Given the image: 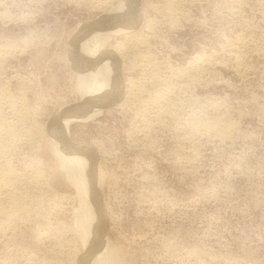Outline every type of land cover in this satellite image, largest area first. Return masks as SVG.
Returning <instances> with one entry per match:
<instances>
[{
    "label": "rangeland",
    "instance_id": "obj_1",
    "mask_svg": "<svg viewBox=\"0 0 264 264\" xmlns=\"http://www.w3.org/2000/svg\"><path fill=\"white\" fill-rule=\"evenodd\" d=\"M182 1L174 4V25L149 0L139 2L136 32L151 36L145 27L153 22L156 34L149 51L140 52L147 57L127 60L133 59L132 68L105 62L122 36L95 56L109 96L93 120L68 126V142L106 172L98 194L102 233L124 264H264V4ZM101 11L84 0H0V87L8 100L26 103L21 113L27 116L9 109V101L1 106L10 125L32 129L37 142L25 147L20 136L23 143L4 156L26 179L17 196L11 193L22 206L0 215L8 231L0 234V264H88L70 232L78 202L65 198L76 191L46 147L60 117L80 107L74 48L80 36L104 28L107 13ZM231 46L239 65L229 56ZM169 68H186V84ZM156 76L160 87L174 89L171 99L175 95L185 109L179 116L163 112L144 122L119 107L133 88L128 79L149 88ZM195 107L209 122L228 115L230 136L196 134L185 123V112Z\"/></svg>",
    "mask_w": 264,
    "mask_h": 264
},
{
    "label": "bare ground",
    "instance_id": "obj_2",
    "mask_svg": "<svg viewBox=\"0 0 264 264\" xmlns=\"http://www.w3.org/2000/svg\"><path fill=\"white\" fill-rule=\"evenodd\" d=\"M84 1H86L87 4L93 7L94 11L95 9H98L100 11L102 10L101 11L102 13L103 12L107 13V19H106L107 21L102 30L99 29L96 32L88 33L85 36L82 35L78 39V43L76 44V47L74 48V57H75L74 60L76 63L75 68H76L78 77L76 81L77 82L76 87L74 88L73 92L77 95L80 101V107L74 113L60 117L57 128L55 127L56 129L52 131V136L50 135L51 138L49 137L50 139L48 140L49 143L47 144L46 149L48 153L55 160L57 170L61 173V175L63 176V179L68 183L69 186H71L76 191L75 192L76 194L74 197L67 196L65 199H67V201H70L69 203H71V201L73 200H76L78 202L77 210L75 213H73L75 217L73 219L70 232L74 234L75 238L77 239L81 247L82 252L80 253L83 256V259L87 260L88 264H124L123 256L113 247L110 241L104 238L103 233H102L105 216L104 214H102V212H100L98 194H99V190L104 180V175H106V172L103 169V167H101L98 163H97L98 165H95L92 162H88V161L85 162L84 159L78 155L80 154L79 151L74 149L72 146H70L68 142V126L74 125L75 123L93 120L95 115H97V113L101 110L102 104L104 105L106 97L109 96V82L103 76L104 69L100 68L98 65L95 64L94 62L95 56L99 54L100 52L104 51L115 37L122 36L124 38L123 39L124 41L117 42L116 46L112 47L113 51L110 50L111 55L108 56L107 60L105 59L106 60L105 62H107V64L113 63L114 65H116V67L120 69L121 68L128 69L129 67L127 64L128 63L130 64L133 61V59L130 60L131 62L128 61V63H127V60H129L130 57L132 58L136 56L145 55L140 52L146 53L149 51L150 49L149 48L150 47L149 38L152 37L153 35L155 36L156 32L154 29L155 26L152 25L153 22L149 23L150 21L148 22L149 24L145 28L148 27V30H150L151 32V36L143 37V35H140L136 32V28H135L136 25L133 23V20H134V15H136L135 13H136L137 6H139L138 4L141 0H122V1L121 0L119 1L117 0H84ZM114 1H116L115 4L113 3ZM149 1L150 3L152 2L151 6L153 7L154 10L159 11L161 14L164 15V19H166L168 23H170L171 25H174L173 16L176 13V10H175L176 6H174V4L178 5L180 3L179 1L181 0H149ZM260 2L264 4V0H260ZM192 4L190 2L189 5L192 6ZM1 19H3V17H1ZM237 50L238 49L236 46L229 47L228 52L230 53V55L229 54L228 55L232 57V59H234L236 65L237 64L239 65V63L237 62L240 61L239 60L240 56L238 54L239 51ZM2 54L3 53H0V57L2 56ZM145 56L141 57L142 60L145 58ZM138 59H140V57ZM150 61L149 62L147 61V62L150 63ZM130 66H131L130 68H132V64H130ZM188 67L191 69L192 64L189 63ZM169 70H170V75L172 72V75H174L172 77H175L176 80L181 82L180 84L182 83L186 84V80H185L186 78H184L186 77L185 75L188 74L187 72H185L186 68H184L181 71L180 70L171 71L170 68ZM1 71H0V78H1ZM153 74L155 75V73ZM141 75L143 74L141 73ZM175 79H174V82H175ZM128 82H129L128 85L130 84V86L133 87L132 89L135 88L134 89L135 91L132 89L128 90L125 94L126 97H123L121 99L119 103V107L122 108V106L125 105V107H127L128 110L132 109L137 116V117L135 116L136 119L139 117L141 118V120L146 122L147 121L146 117L148 115H153L154 118H157V116L158 115L160 116V114L161 113L163 114V112H165L164 114L168 113V115H171L173 118L174 116L176 117L179 116L178 114L179 112H181V110L182 111L185 110L184 108H182V104L180 102H176L172 100L175 97V95L171 99V96L173 95V90H174L172 89V87H170L171 85L165 86L164 88L160 87L162 85V81L157 76H156V79H153V81L150 82L151 84L149 88L145 87L146 83L145 85H140L138 87L136 85L138 81L135 82L134 80L128 79ZM180 84L178 83L177 85H180ZM136 88H137V91H136ZM144 93L148 94L147 100H143V98L140 97V95ZM174 93L177 94V92H174ZM7 98L8 97L5 96L4 87L3 88L0 87V103H1L0 104V215L6 214V212L7 213L12 212L13 214L14 210L22 206V202L24 201L21 202V200L23 199L20 200V198H15L14 195L11 193H14V192L16 193V191H18L16 190V188L18 186L24 185L23 183H24V180L26 179L24 178L23 174L18 173L16 170L11 168L10 165L7 164V161L6 162L4 161L5 159L4 156L6 155V152H8L10 148L15 146L14 144L20 145L23 143L21 139H19L18 137L20 136L24 137L23 140L25 142L24 143L25 147L33 143V139H34V133L32 134V129L26 131L23 126H22L23 129L16 128L13 126L14 122L13 124L11 123L12 125H10V122H8L7 120L8 112L3 111L5 108L3 109L1 106L2 104H4L5 101L6 102L9 101L8 103H10V106L8 103H6L10 107L9 109L16 111V108H17L18 109L17 111L20 114H22L23 117L21 115L20 116L24 119V117L27 116V112L26 114H23L21 113V111L24 110L23 108L25 107L23 106H25L26 103L25 102H24L25 104L23 102L22 104L20 102L16 103L17 101L14 102L15 100L13 98L12 99L14 101L10 100L11 98H9V100ZM195 100L198 101L197 99ZM196 101L193 102L194 105L196 104ZM8 106L6 109L7 111H9ZM202 112H203L202 109H200L199 107L191 108L185 112L186 116L189 119L185 123H187L194 130L196 134L197 133L199 134L200 133L199 131H204V134L206 133V135H208V133H215V135H217L218 137L220 136L222 138L230 136V132L232 130L234 121L231 122V120L227 117L228 115L227 116L225 115V117L221 116V118H218L217 120L214 119V121L211 120L212 122L211 121L209 122L208 120L207 121L204 120L203 117L202 118L200 117ZM20 116H17L16 118L14 117L15 120L19 118ZM140 122L141 124H143L142 121ZM149 125L153 126L152 124H149ZM148 127L149 126L147 125L146 128ZM25 132L26 134H24ZM35 140L36 139H34V141ZM35 143L37 144V142ZM38 145H36L35 147H37ZM84 158L86 159V157ZM188 163L192 164V162H188ZM49 188L51 187L49 186ZM6 225H7L6 223L5 224L0 223V234L4 235L5 231H7L5 230ZM1 264H4V261H2Z\"/></svg>",
    "mask_w": 264,
    "mask_h": 264
}]
</instances>
